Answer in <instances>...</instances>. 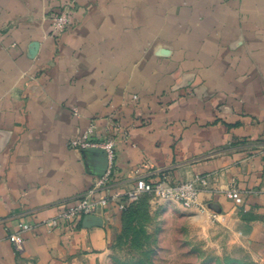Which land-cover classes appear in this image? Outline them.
I'll return each mask as SVG.
<instances>
[{"label": "crops", "instance_id": "1", "mask_svg": "<svg viewBox=\"0 0 264 264\" xmlns=\"http://www.w3.org/2000/svg\"><path fill=\"white\" fill-rule=\"evenodd\" d=\"M92 124L117 143L92 194L107 204L50 231L106 171L100 150L68 146ZM146 175L205 179L187 210L264 263V0H0V264L102 259L113 197Z\"/></svg>", "mask_w": 264, "mask_h": 264}, {"label": "rangeland", "instance_id": "2", "mask_svg": "<svg viewBox=\"0 0 264 264\" xmlns=\"http://www.w3.org/2000/svg\"><path fill=\"white\" fill-rule=\"evenodd\" d=\"M182 202L142 196L112 234L106 255L75 264H264Z\"/></svg>", "mask_w": 264, "mask_h": 264}, {"label": "built area", "instance_id": "3", "mask_svg": "<svg viewBox=\"0 0 264 264\" xmlns=\"http://www.w3.org/2000/svg\"><path fill=\"white\" fill-rule=\"evenodd\" d=\"M73 10V3L61 13L50 16L52 30L55 34L60 35L70 27V17ZM69 148L79 150H102L106 154L107 168L106 171L97 181L95 189L89 194L83 196L77 205L64 210L57 218L50 219L46 226L51 231L60 226V223H75L80 219L96 216L98 210L107 204L108 200L100 202L94 201L93 192L97 188L107 187L111 184L117 159V143L115 138H100L97 135V126L92 124L81 136L72 138L68 143ZM150 175V174H149ZM149 175L141 176L137 180L136 188L128 193L126 197L119 195L114 196V200L119 202V208L125 211L130 205L139 201V199L148 194H157L166 200H178L186 207L194 206L202 188L207 186L205 179H195L189 182H182L177 185H171L168 182L153 180ZM227 197L236 204L243 203V197L237 188H231L227 192ZM24 230L31 229L26 224H19Z\"/></svg>", "mask_w": 264, "mask_h": 264}, {"label": "water", "instance_id": "4", "mask_svg": "<svg viewBox=\"0 0 264 264\" xmlns=\"http://www.w3.org/2000/svg\"><path fill=\"white\" fill-rule=\"evenodd\" d=\"M100 152L105 156V152L100 150ZM95 218V216H92V217H87V218H84L86 220V222H93V219Z\"/></svg>", "mask_w": 264, "mask_h": 264}, {"label": "trees", "instance_id": "5", "mask_svg": "<svg viewBox=\"0 0 264 264\" xmlns=\"http://www.w3.org/2000/svg\"><path fill=\"white\" fill-rule=\"evenodd\" d=\"M134 204H135V203H134ZM134 204L130 205V206L124 211V216L126 215V213L128 212V210H129ZM124 216H123V217H124Z\"/></svg>", "mask_w": 264, "mask_h": 264}]
</instances>
